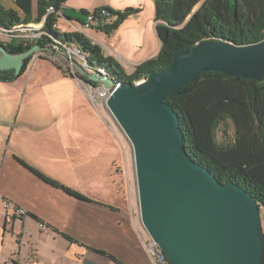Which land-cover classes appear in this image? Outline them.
<instances>
[{
	"label": "water",
	"instance_id": "obj_1",
	"mask_svg": "<svg viewBox=\"0 0 264 264\" xmlns=\"http://www.w3.org/2000/svg\"><path fill=\"white\" fill-rule=\"evenodd\" d=\"M33 46L13 55L0 43V72L18 76ZM87 81L110 90L106 104L132 144L140 216L169 264H264L262 212L234 182H220L187 154L179 117L165 100L201 73L264 81V42L236 46L207 40L174 57L171 66L138 85H122L96 71Z\"/></svg>",
	"mask_w": 264,
	"mask_h": 264
},
{
	"label": "trees",
	"instance_id": "obj_2",
	"mask_svg": "<svg viewBox=\"0 0 264 264\" xmlns=\"http://www.w3.org/2000/svg\"><path fill=\"white\" fill-rule=\"evenodd\" d=\"M66 1L37 0L35 17L32 0H15L17 10L5 9L0 3L1 27L13 29L14 26L42 24L40 37L26 43L13 39L4 44L6 49L18 55L33 46H39L42 49L40 53H43L49 47L51 50L62 49L59 43L75 45L85 55L90 69L105 70L121 85L134 86L153 73L167 70L174 57L190 51L203 41L219 40L240 47L264 42V0H153L161 49L157 57L137 66L130 74L117 59L105 56L102 48L83 33H63L54 29L58 15L48 14L47 10L54 7L55 11H60ZM105 10L109 16L116 17L111 23L99 26L98 29L107 34L116 31L130 15L139 12L134 9L123 12ZM100 11L95 10V14ZM82 13L88 14L86 11ZM34 55L25 60L18 76L14 71L0 72V81L13 82L20 78ZM38 57L45 59L40 55ZM51 62L68 75L58 63ZM78 78L94 87L99 85L87 81L84 76L79 75ZM165 101L179 117L185 149L190 158L207 168L220 182H234L249 192L264 210V81L228 77L220 72L201 73L194 82L168 96ZM228 122L233 124L235 131L231 143L224 141L228 137L226 130L222 129ZM220 132L223 133V141L219 139ZM17 161L46 184L80 201L93 202L23 160L17 158ZM83 264L98 263L84 260Z\"/></svg>",
	"mask_w": 264,
	"mask_h": 264
},
{
	"label": "crops",
	"instance_id": "obj_3",
	"mask_svg": "<svg viewBox=\"0 0 264 264\" xmlns=\"http://www.w3.org/2000/svg\"><path fill=\"white\" fill-rule=\"evenodd\" d=\"M36 2L37 0H32L34 17L37 14ZM0 3L5 9L17 10L15 0H0ZM105 8L117 12H123L127 9H134L139 12L130 15L111 34L99 29L84 30L82 28L86 19V15L82 12H93ZM60 13L57 18L58 31L83 33L94 44L102 48L105 56L117 59L128 73L134 72L137 66L157 57L160 52L161 41L156 30L157 21L153 0H67L62 5ZM115 19L116 17L113 16L112 21ZM33 59H37L34 61L35 63ZM33 59L28 66L29 68L31 63H34L30 82L35 78H44V73L37 62L41 58ZM41 60L51 63L56 69L53 68L55 71L54 81L68 85L83 84L64 74L51 61ZM30 82L27 94L30 92ZM11 83L0 81L2 86ZM71 93L74 100L79 101L76 104V109L84 107L87 109L86 114L90 116L88 107L83 104V98H78L74 90H71ZM9 103V97L7 103L3 100L0 101V264H76L78 261V264H83L84 260L105 264L91 259L89 257L90 252L86 251V247L83 245H79L80 248H78L76 245L79 243L75 244L65 238L64 235H69L72 238L70 232L67 231L68 226L66 227V224L68 225L70 219L74 217V208H77L75 211L82 215L89 213L88 216L83 217L84 223L96 222L98 226L106 228L107 217L110 215V212H107L109 211L108 208H113L112 212H118L120 210L118 204L107 200L106 202L100 199H97L98 201L92 200L90 199L92 197L86 195L87 193L64 183L63 185L79 192L93 202H84L71 197L40 180L23 167L17 158L55 180L52 169L55 164V157L52 154L51 136L56 131H60L63 135L68 133L71 140L65 156L64 163L66 165L73 168L75 164L84 166L90 164V160H95L97 165H101L103 162L106 168L108 156L114 155V149L107 136L108 128L98 118L100 122L97 121L98 124L94 122L96 130L92 132L89 120L86 118L68 120L67 117L61 118L58 113L53 115L51 124L46 126L28 125L25 121L20 124L18 120L12 124L9 121L12 110ZM23 107L27 108L25 100L18 113V119ZM27 128L31 129L30 134H26ZM45 130L48 131V134L45 133ZM47 135L48 145H45L42 139ZM70 198L79 202L90 203L93 206L90 208L75 206L74 200ZM4 201L12 202L23 208L27 211L28 216L9 218L3 210ZM92 217H98V220L92 221ZM40 224H44L46 228L43 230ZM128 225L132 233L130 223ZM60 245H64V250H57ZM144 263L150 264L146 257Z\"/></svg>",
	"mask_w": 264,
	"mask_h": 264
},
{
	"label": "rangeland",
	"instance_id": "obj_4",
	"mask_svg": "<svg viewBox=\"0 0 264 264\" xmlns=\"http://www.w3.org/2000/svg\"><path fill=\"white\" fill-rule=\"evenodd\" d=\"M200 5L201 4L196 7L195 11ZM30 28H33L31 30L32 34H34V31H36L34 28L36 27ZM0 42L7 43L8 40L0 35ZM39 55L49 60L48 57H50V55L53 56L54 53L49 47L48 50L43 53H36L33 58H39ZM60 55L59 64L63 67H68V62L63 58V52H60ZM35 60L37 59H33V62ZM37 62L44 73L43 79L35 78L30 82L34 62L31 63V67L27 69L23 76L15 79L11 84H6L5 86L0 85V101L3 100L7 103L8 97L10 99L9 104L12 110L9 121H11L12 124L18 120L20 124L25 121L28 125L46 126L51 124L53 115L58 113L61 118L67 117L68 120L73 118H86L89 120L90 129L93 132L96 130L94 122L98 124L97 121H99L98 118H100L109 130H107L108 140L114 149V155L108 156V165L106 168L103 162L101 165H97L95 160H90V164H85L84 166L75 164L72 168L70 165L64 163L67 149L71 143L70 135L68 133H64L63 135L60 131H56L51 136L52 154L55 157V164L52 168L55 181L61 184L66 183L87 193L86 195L92 197L90 198L92 200L98 201L97 199H100L105 202L106 200L109 202H116L120 208L118 212H112V209L108 208L109 211L107 212H110V215L107 217L106 228L98 226L96 222L90 224L89 222L84 223L83 217L88 216L89 213H84L82 215L75 211L77 208H74V217L70 219L66 227L68 226L67 231L70 232L72 239L79 243L76 247L83 245L86 247V251L90 252L89 257L91 259L105 264H145V257L148 263L153 264L142 246L134 226V221L139 220L141 222V216L134 151L131 142L106 107L104 99L98 100L101 106H95L88 97V90H86L85 85L78 83L68 85L63 82H56L53 78L55 72L53 70V65L41 59ZM77 72L79 75L83 76L79 70ZM74 80L76 81L78 79L74 78ZM29 82L30 92L27 94ZM70 89L74 90L78 98H83V104L88 107L90 116L86 114L87 109L84 107L76 109V104H78L79 101L74 100V96ZM60 91L61 94H59ZM24 100L27 108H22L21 116L18 119V113ZM105 113L107 115L108 124H111L110 127L104 121L105 119L103 116ZM222 129L226 130V136L228 138L224 140L223 133L220 132V141L224 140L227 143H231L234 140L235 134L233 124L228 122L226 125H223ZM53 130L56 129L53 128ZM30 132L31 129L27 128L26 134H30ZM45 133L48 134V131L45 130ZM46 137H48V135L42 140L45 142V145H48V139ZM29 139L31 138L29 137ZM66 161L68 162V160ZM70 162L69 159V163ZM72 200H74V198ZM74 205L84 206L85 208L93 206L90 203L79 202L76 199L74 200ZM261 212L264 230V210H261ZM92 216L95 215L92 214ZM97 220L98 217H92V221ZM128 221L132 233L129 230ZM62 227H64L63 224ZM57 250H64V245L58 246ZM78 263L79 261L76 264Z\"/></svg>",
	"mask_w": 264,
	"mask_h": 264
},
{
	"label": "built area",
	"instance_id": "obj_5",
	"mask_svg": "<svg viewBox=\"0 0 264 264\" xmlns=\"http://www.w3.org/2000/svg\"><path fill=\"white\" fill-rule=\"evenodd\" d=\"M47 13L48 14L55 13L58 16H60V14H61L60 11H55L54 7H50L47 10ZM111 22H112V17L108 15V12L105 9H101V11L98 13V15L95 14V11L88 12V14L86 15V19L82 24V28L84 30L98 29L99 26H102L104 24H109ZM30 27H36V28H34L36 30V31H34L35 32L34 34H32V30H31L33 28H30ZM41 27H42V24L41 25H29V26H14L13 29H5V28L0 26V35L5 37L8 40V42L12 41L13 39H17V40H19L21 42H25V43L26 42H32L36 38L40 37ZM54 29L57 30V23L54 24ZM3 44H5V43H3ZM59 45L62 47V49L61 48L60 49L59 48L53 49L52 51H53L54 55L53 56L50 55V57H48V59L59 64L60 63L59 58H61L60 52H63V58L66 60V62H68L69 66L63 67L60 64L59 65L63 68V70L69 76H74L72 78H77L80 82L83 83V85H85L86 90H88L87 91L88 97L93 102V104L95 106H97V107L101 106V104H99L98 100L104 99V103L107 107L106 100L110 95V90L105 89L102 85H100V86L98 85L97 87H94L88 83H85L80 78H78L79 74L77 71L79 70V68L84 69L88 74H93L96 72L95 70L90 69L88 67L87 59H86L85 55H83L81 53L80 49L77 48L75 45L67 46V45H62L61 43H59ZM98 72H100L103 76H108L109 78H111L106 73L105 70H98ZM114 82H115V89H118L122 86L120 82H118V81H114ZM141 82L142 81L138 82L136 85H138ZM100 109H101V107H100ZM103 118L105 119L104 121L108 124L106 113L103 116ZM110 125L111 124H108L109 127H110ZM2 206H3V210L5 211V213L7 214V216L9 218H16V217L17 218H24V217L28 216V213L26 210H24L23 208L19 207L18 205L14 204L12 202L4 201ZM141 222L139 220L134 221V226H135L136 234L138 235L139 239L141 240L142 246L144 247L148 257L150 258V260L152 261L153 264H169V261L166 258L163 250L148 235V233L144 229L143 224H141ZM40 227L43 230L46 228V226L44 224H40Z\"/></svg>",
	"mask_w": 264,
	"mask_h": 264
}]
</instances>
